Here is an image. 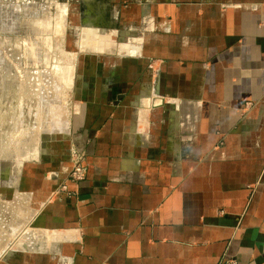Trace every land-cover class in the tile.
<instances>
[{
  "label": "crops",
  "instance_id": "0c3cea01",
  "mask_svg": "<svg viewBox=\"0 0 264 264\" xmlns=\"http://www.w3.org/2000/svg\"><path fill=\"white\" fill-rule=\"evenodd\" d=\"M72 5L88 178L54 197L70 157L39 168L57 241L4 264H264V0Z\"/></svg>",
  "mask_w": 264,
  "mask_h": 264
},
{
  "label": "rangeland",
  "instance_id": "374dc122",
  "mask_svg": "<svg viewBox=\"0 0 264 264\" xmlns=\"http://www.w3.org/2000/svg\"><path fill=\"white\" fill-rule=\"evenodd\" d=\"M78 24L72 0H0V264L57 241L41 233L39 168L71 161L78 57L91 51Z\"/></svg>",
  "mask_w": 264,
  "mask_h": 264
},
{
  "label": "built area",
  "instance_id": "2783aa9c",
  "mask_svg": "<svg viewBox=\"0 0 264 264\" xmlns=\"http://www.w3.org/2000/svg\"><path fill=\"white\" fill-rule=\"evenodd\" d=\"M71 161L72 169L66 181L56 190L54 197H57L58 195H67L68 197L79 196L82 185L88 178L89 165L87 162V156L83 152L74 149L71 154ZM71 186H74L75 188L72 189ZM228 264H237V262L234 261Z\"/></svg>",
  "mask_w": 264,
  "mask_h": 264
}]
</instances>
